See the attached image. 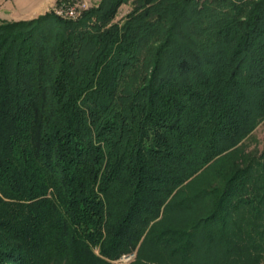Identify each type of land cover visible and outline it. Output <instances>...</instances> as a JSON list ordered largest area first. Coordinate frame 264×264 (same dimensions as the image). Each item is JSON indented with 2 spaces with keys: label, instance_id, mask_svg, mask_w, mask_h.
<instances>
[{
  "label": "trees",
  "instance_id": "16d2710c",
  "mask_svg": "<svg viewBox=\"0 0 264 264\" xmlns=\"http://www.w3.org/2000/svg\"><path fill=\"white\" fill-rule=\"evenodd\" d=\"M263 121L264 0L0 21V264H263Z\"/></svg>",
  "mask_w": 264,
  "mask_h": 264
},
{
  "label": "rangeland",
  "instance_id": "374dc122",
  "mask_svg": "<svg viewBox=\"0 0 264 264\" xmlns=\"http://www.w3.org/2000/svg\"><path fill=\"white\" fill-rule=\"evenodd\" d=\"M98 0H0V21L17 22L26 21L53 10L59 6L83 5L84 9L97 3ZM128 11L127 7H120L116 19H120ZM247 150L264 146V121L252 132L246 141ZM132 257L121 258L119 263H128ZM264 264V262H263Z\"/></svg>",
  "mask_w": 264,
  "mask_h": 264
},
{
  "label": "built area",
  "instance_id": "2783aa9c",
  "mask_svg": "<svg viewBox=\"0 0 264 264\" xmlns=\"http://www.w3.org/2000/svg\"><path fill=\"white\" fill-rule=\"evenodd\" d=\"M82 10H84L83 5H76V6L75 5L73 6H63L62 5V6L55 8L53 10L54 11L53 13L60 18L75 19L79 15L80 11ZM130 256L133 257V254L124 256V258H128Z\"/></svg>",
  "mask_w": 264,
  "mask_h": 264
}]
</instances>
